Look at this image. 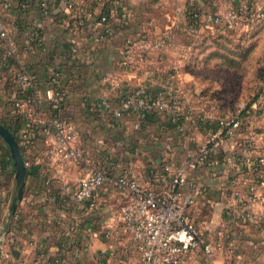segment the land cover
I'll return each mask as SVG.
<instances>
[{
	"label": "crops",
	"instance_id": "obj_1",
	"mask_svg": "<svg viewBox=\"0 0 264 264\" xmlns=\"http://www.w3.org/2000/svg\"><path fill=\"white\" fill-rule=\"evenodd\" d=\"M66 1L52 0L65 17L68 16ZM192 1L202 10L210 7L209 0H126L131 23L125 32L137 33L150 23L153 36L163 34L169 27L171 17L184 20L178 14V9ZM3 12L0 7V14ZM5 14L21 29L28 23L41 22L47 47L21 50L18 59L26 61L30 68L41 73H44L47 61L61 63L66 79L73 88L64 105V113L76 122L92 152L106 159L117 158L126 165L131 163L137 166L133 170L143 179H150L157 164L165 161L169 155L171 160H181L196 153L208 131L217 127L216 118L230 112L239 103L236 102L235 105L232 100H224L218 93L210 90L207 92L202 87L192 88V83L197 84V79L203 75L198 70L211 65L220 66L218 58L207 57L212 48L206 47L212 43V36L218 27L199 26L195 35L180 27L171 44L150 51L142 60L137 58L135 64L129 67L121 62L122 36L95 43L86 33L70 27L67 22L47 20L37 5L22 11L14 4ZM182 23L183 21L179 25ZM250 29L233 30L237 36ZM74 40L80 42L77 58H72L70 53ZM17 42L21 44L20 33ZM18 59L11 57L6 60L10 62L1 66V71L11 72L15 67L13 61H19ZM139 84L151 91L157 90L161 85L175 86L183 93L187 108L195 115L208 119L210 127L206 128L193 120L182 133L168 127L162 119L153 115L144 122H139L137 114L132 111L115 117L106 109H93L89 106L102 97L117 105L126 89ZM220 99L223 103H228L222 105ZM89 116L94 120L90 127L98 131L94 141L86 132L88 128L80 122L85 117L88 121L91 119ZM0 119H8L7 103L3 97H0ZM240 139L252 141L250 143L257 146L250 152L246 150L245 154L263 153L264 117L246 127L240 134ZM133 143H136L135 150L129 147ZM227 150L228 147L223 149L225 152ZM223 151L220 156L224 155ZM5 157L6 173L0 182V228L6 230L0 247L1 264H55L52 263L53 259H59L61 264L138 263L139 254L132 245L127 252L119 253L124 261L119 262L112 256L114 250L116 253L121 251V244L127 242L122 232L116 235L121 230V222L116 213L125 197L113 183H108L101 189L100 195L106 202L99 210L80 208L73 199L80 170L73 163H68L63 171H53L50 187L45 183L48 177L28 171L23 196L18 201L12 220L6 224L9 206L16 193V171L12 156L6 154ZM249 175L241 168L221 167H201L191 173V178L201 186L190 206L191 213L198 219L204 232L211 233L215 229L224 228L234 237L237 255L233 257L232 264H264L262 227L258 221L237 220L230 210L235 187L230 179L240 178L237 186L244 192L247 183L243 178ZM260 190L262 200L254 205V210L259 217H264V185ZM47 191L53 195L51 200L43 198ZM85 243L91 245L90 252L83 250ZM119 255L115 254L117 257ZM215 262L223 264L224 258L217 255ZM185 264H204L203 254L195 255Z\"/></svg>",
	"mask_w": 264,
	"mask_h": 264
},
{
	"label": "built area",
	"instance_id": "obj_2",
	"mask_svg": "<svg viewBox=\"0 0 264 264\" xmlns=\"http://www.w3.org/2000/svg\"><path fill=\"white\" fill-rule=\"evenodd\" d=\"M14 4L22 11L37 5L47 20H55L60 11L52 0H1L4 12L0 14V49L5 61H0V68L10 62L6 61L9 58L18 59L21 50L47 47L41 22L28 23L21 29L8 18L5 12ZM195 4L192 1L179 8L178 14L184 20L171 17L168 29L157 36L152 35L150 23L137 33L125 32L131 23L126 0H67L66 11L72 27L86 33L95 43L122 36L121 62L129 67L137 58L142 60L150 51L171 44L180 27L195 35L199 26L249 29L264 22V0H209L210 7L206 10H188ZM189 16L193 17V23L189 22ZM19 33L21 44L17 42ZM79 43L75 40L71 43L72 58H77ZM13 62L15 67L11 72L0 69V97L7 103L8 118L17 125L16 138L27 170L48 177L45 183L50 187L53 171H63L68 163L77 165L80 175L73 199L86 210L97 211L104 205L106 199L100 192L108 183L119 189L125 200L116 213L121 222V230L116 235L122 232L127 242L121 244V251L112 252L117 261H124L119 253L127 252L132 245L139 254L137 264H185L199 253L203 254L204 264H216L217 255L224 258L223 264H232L237 255L234 237L224 228L204 232L189 212L201 190L191 173L201 167L241 168L250 174L243 178L247 183L244 192L237 186L240 178L230 179L235 186L230 210L237 220L258 221L264 231V217H259L254 210V205L262 200L260 187L264 184L262 174L254 169L264 164V152L237 151L242 131L264 117V84L252 99L241 101L238 108L216 118L217 128L208 131L196 153L181 160H167L150 179H143L120 160L106 159L92 152L74 120L64 113L73 88L61 63L47 61L41 73L30 68L26 61ZM92 108L109 110L115 116L132 111L139 122L154 113H163L182 133L198 117L187 108L183 93L171 85L151 91L139 84L126 89L117 105L102 97L92 102ZM6 144L0 136V182L5 177ZM225 147L229 150L220 156ZM51 197L48 191L43 196L45 200ZM91 249L85 243L83 250L90 252Z\"/></svg>",
	"mask_w": 264,
	"mask_h": 264
},
{
	"label": "trees",
	"instance_id": "obj_3",
	"mask_svg": "<svg viewBox=\"0 0 264 264\" xmlns=\"http://www.w3.org/2000/svg\"><path fill=\"white\" fill-rule=\"evenodd\" d=\"M188 10H192L193 12H196V11H201L202 9L197 4H195V5L189 6ZM55 19L58 20L59 22H63V23L67 22V23H69L70 27H72V23L70 22L68 16L65 17L64 15H62L61 11L56 13ZM193 21H194L193 17L189 16V22L193 23ZM263 26H264V22L261 24L254 25L248 32H246L240 36H236L233 29L218 28L215 35L212 36V39H211L212 43L211 44L209 43L206 45V47L212 48V50L207 54V57L218 58V61H219L218 64L220 66H227L229 68H234L237 71H242L245 67H249L251 65V62H253V63L256 62V61H249L251 56H246V58H245L246 54L249 55L250 47L253 46V44L251 42H248V39L250 37L254 36L255 34L261 33V30H262L261 27H263ZM263 60H264V57H263ZM0 61H5L2 57V50L1 49H0ZM257 76L259 77V80L264 82V65L263 66L261 65L258 68ZM248 100H250V98L247 99L246 101H248ZM220 102L222 103V105L228 103L227 101H224L226 103H223L222 99H220ZM240 102L238 103L237 107L233 108L231 111L238 108ZM107 111L111 115L115 116L111 111H109V110H107ZM226 113H228V112H226ZM152 115L154 117H158L159 119H162L163 122L168 127L172 128V129H176V123L172 122L171 119L168 118L163 113H160V114L154 113ZM152 115H150V117ZM115 117H117V116H115ZM0 121L3 122L7 127H9V129L12 131V133L15 135V137H17V125L16 124H13V122L9 118L4 119V120L0 119ZM194 123H197V124L201 123V125H204L206 128L208 126L210 127L208 119L206 120L205 118H202L199 116L194 119ZM250 142H252V141H244L243 139H240V136H239L238 137L237 151L242 153V154H245L246 150L249 151V150H252L254 148H257V146L254 143H250ZM129 147H130V149L135 150L136 143H133ZM5 151H6L5 156H6V154L11 156L9 146L7 144H6ZM5 156L3 159L4 164L6 161ZM110 160H117V158H110ZM166 161L167 160H165L161 163H158L156 167L154 166L156 168L154 171L161 170ZM258 170L262 174L260 178L264 182V164H260L259 166H257V168L254 169V172L255 171L258 172ZM5 173H6V171H5ZM189 212H190V214L193 213L192 210H190V209H189ZM197 220L198 219H196V221ZM197 223H198V221H197ZM52 263L61 264V262L56 261V259L55 260L53 259Z\"/></svg>",
	"mask_w": 264,
	"mask_h": 264
},
{
	"label": "rangeland",
	"instance_id": "obj_4",
	"mask_svg": "<svg viewBox=\"0 0 264 264\" xmlns=\"http://www.w3.org/2000/svg\"><path fill=\"white\" fill-rule=\"evenodd\" d=\"M261 33L255 34L254 36L250 37L248 39V42H251L253 46L250 47L249 55L251 56L249 61H256L251 62V65L249 67H245L242 71H237L234 68L232 69H225L221 66L216 67L215 66H208L205 68H202L203 75L198 80L197 84L192 83V88L194 86L196 87H202L205 89V91L208 92L214 91L218 93L224 100L227 101H233V103L240 102L247 99H252L256 91L259 89L260 85H262L264 82L259 80V77L257 76V70L262 65H264V26L261 27ZM240 35V34H239ZM237 35V36H239ZM246 61V60H245ZM199 69V68H198ZM163 86V85H161ZM175 87V86H174ZM234 105V106H235ZM91 107L92 104H89ZM97 116V115H95ZM99 117V116H98ZM89 119L87 121L86 117L80 120L81 123H83L88 129H86V132L90 136V139L94 141L97 137V129L91 128L90 126H93L91 122H94L92 116H89ZM96 119V118H95ZM76 123V122H75ZM77 125V124H76ZM79 129V128H78ZM94 145V143L92 142ZM95 147V145H94ZM172 158L167 156L166 160H171ZM131 163L128 164V166L131 167ZM132 169H137L138 167L135 165H132ZM135 166V167H134ZM3 227L0 228V237L4 239L5 235H1V232H3Z\"/></svg>",
	"mask_w": 264,
	"mask_h": 264
},
{
	"label": "water",
	"instance_id": "obj_5",
	"mask_svg": "<svg viewBox=\"0 0 264 264\" xmlns=\"http://www.w3.org/2000/svg\"><path fill=\"white\" fill-rule=\"evenodd\" d=\"M0 136L5 140L7 145L9 146L12 159L14 161L15 171H16V193L12 197L8 215L6 218L5 223H9L16 211L18 201L22 198L25 184H26V176H27V167L24 162V158L20 149V146L18 144L17 138L12 133V131L7 127L4 123L0 122ZM6 230L4 229L3 232H1V235H5ZM3 243V239L0 237V247Z\"/></svg>",
	"mask_w": 264,
	"mask_h": 264
}]
</instances>
